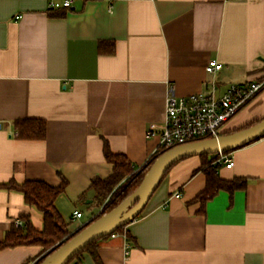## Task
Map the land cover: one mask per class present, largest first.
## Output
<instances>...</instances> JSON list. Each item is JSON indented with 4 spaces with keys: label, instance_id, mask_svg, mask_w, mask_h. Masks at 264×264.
Segmentation results:
<instances>
[{
    "label": "crops",
    "instance_id": "1",
    "mask_svg": "<svg viewBox=\"0 0 264 264\" xmlns=\"http://www.w3.org/2000/svg\"><path fill=\"white\" fill-rule=\"evenodd\" d=\"M51 1L0 0V185L65 180L55 206L76 233L100 212L91 184L112 174L105 143L143 167L158 147L159 136L147 134L163 129L171 87L181 98L214 80L221 90L264 80V0H71L59 9ZM210 60L222 71L208 74ZM23 119L45 121L47 137L20 139L14 123ZM263 119L264 88L223 134ZM228 155L235 166L217 175L244 178L247 188L219 191L202 212L194 199L207 183L203 165L218 157L183 159L126 236L98 242L102 264H264V137ZM21 216L43 229L21 192L0 188V242ZM41 251L3 249L0 264H34ZM70 264L95 262L85 253Z\"/></svg>",
    "mask_w": 264,
    "mask_h": 264
},
{
    "label": "trees",
    "instance_id": "2",
    "mask_svg": "<svg viewBox=\"0 0 264 264\" xmlns=\"http://www.w3.org/2000/svg\"><path fill=\"white\" fill-rule=\"evenodd\" d=\"M109 52L110 54L114 53V45L109 49L108 53ZM14 128L18 137L22 140L41 141L47 137V125L43 120H17L14 123ZM104 151L106 159L113 165V171L105 180L95 179L92 181L91 189L95 192V205L97 208H100V212L91 222L112 212V210L119 206L124 200L129 198L142 184L144 177L154 161L163 154V151L158 152L153 155L143 167L134 170L133 164L128 157L112 153L107 143H105ZM201 157L206 158L208 156L204 155ZM212 161H206L203 165L207 183L205 189L194 199V201L202 205V212H204L206 203L212 200L219 191L225 190L232 196L234 191L247 188L246 186L248 183V180L244 178H235L231 181L221 179V177L217 175L218 166H212ZM66 186L67 182L65 180H63L58 187H52L48 185L47 182L45 183L42 181H27L20 184L12 180L8 183L1 184V189L21 192L24 196L25 203L31 208L34 207L42 214L43 229L41 231L36 230L32 227L29 217L21 216L20 219L24 222V225L21 227L15 226L14 224L12 225L5 239L0 242V251L7 248H16L18 246H39L42 248V251L34 264H42L50 254L73 239L77 232L70 233L68 224L64 221L55 206L57 198L64 193ZM125 227H127V225L118 229L116 233H123ZM107 237L101 238L100 240ZM100 240L88 245L80 253L72 257L67 264H70L76 259L80 261V257L85 253L92 256L95 264H102L98 254V242Z\"/></svg>",
    "mask_w": 264,
    "mask_h": 264
},
{
    "label": "built area",
    "instance_id": "3",
    "mask_svg": "<svg viewBox=\"0 0 264 264\" xmlns=\"http://www.w3.org/2000/svg\"><path fill=\"white\" fill-rule=\"evenodd\" d=\"M71 0L63 2L51 1L50 8H70ZM223 69V64L217 60H210L206 72L216 75ZM264 88V80L254 81L245 85L230 84L221 90L217 81L209 82L208 89L204 92L185 97H176L171 87L166 99L164 127L159 132H149L147 137L159 136V144L154 152H165L172 148L223 135L227 122L246 107L253 98ZM216 166H235V162L228 153L217 154ZM181 196L176 194V198ZM82 213L74 211L72 218L79 219ZM24 222L15 221V226H23ZM125 233L114 232L109 237L116 238ZM131 246H126V258L130 256Z\"/></svg>",
    "mask_w": 264,
    "mask_h": 264
},
{
    "label": "water",
    "instance_id": "4",
    "mask_svg": "<svg viewBox=\"0 0 264 264\" xmlns=\"http://www.w3.org/2000/svg\"><path fill=\"white\" fill-rule=\"evenodd\" d=\"M264 137V119L242 130L218 138L184 144L163 152L152 164L138 189L112 212L88 223L73 239L50 254L42 264H67L76 254L91 243L110 236L130 224L141 213L160 185L166 172L176 163L193 156H210L229 153Z\"/></svg>",
    "mask_w": 264,
    "mask_h": 264
}]
</instances>
